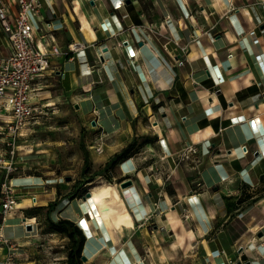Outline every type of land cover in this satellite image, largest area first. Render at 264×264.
<instances>
[{
	"label": "crops",
	"instance_id": "1",
	"mask_svg": "<svg viewBox=\"0 0 264 264\" xmlns=\"http://www.w3.org/2000/svg\"><path fill=\"white\" fill-rule=\"evenodd\" d=\"M41 3L36 35L50 33L41 46L61 51L34 82L37 106L66 100L80 111L98 132L89 146H105L91 151L96 169L137 143L112 176H95L116 199L111 223L85 196L92 187L57 197L37 176L17 175L27 156L18 150L19 201L3 228L20 245L18 264H66V250L32 257L37 216L31 229L23 223L31 205L53 201V220L82 229L85 264H264V0ZM72 41L85 47L72 52ZM9 51L0 29V58ZM192 144L197 154L180 159ZM4 254L0 244V264Z\"/></svg>",
	"mask_w": 264,
	"mask_h": 264
},
{
	"label": "built area",
	"instance_id": "2",
	"mask_svg": "<svg viewBox=\"0 0 264 264\" xmlns=\"http://www.w3.org/2000/svg\"><path fill=\"white\" fill-rule=\"evenodd\" d=\"M41 7V0H0V29L10 47V51L0 58V172L3 175L0 184V244L5 247L1 264H18L20 251L18 242L3 231L8 213L19 201L17 188L11 183L12 174L18 170V140L25 135L27 124L36 115L43 114L47 107L37 106L34 82L49 67V56L61 51L55 43L49 48L41 46L40 39L50 34L43 31L39 37L36 35L33 18ZM46 27H51V23L47 22ZM84 47L85 44L79 41L67 45L72 52ZM95 149L100 153L103 146L98 145ZM178 152L180 159H190L197 154L198 148L192 144L181 147ZM31 199L36 202L37 196L33 195ZM154 205L158 208L157 203ZM23 223L28 224L26 219Z\"/></svg>",
	"mask_w": 264,
	"mask_h": 264
},
{
	"label": "rangeland",
	"instance_id": "3",
	"mask_svg": "<svg viewBox=\"0 0 264 264\" xmlns=\"http://www.w3.org/2000/svg\"><path fill=\"white\" fill-rule=\"evenodd\" d=\"M24 132L25 135L18 140L20 143L18 150L28 152L23 168L16 174L37 176L33 179L44 182L47 186H55L57 197L68 195L67 191L69 190L76 192L77 182L89 180L86 176H91V172L101 170L104 173L102 171L105 168L104 162L97 163L99 169H96L91 151L102 156L105 153V146L103 145V151L100 153L89 146L98 132L83 122L80 111L76 110L72 103L62 100L55 105H48L43 114L36 115L27 124ZM85 149L89 154L88 164H85L84 161ZM66 176H70L71 180H65ZM101 180L96 177L92 181L86 182L83 189L87 191L88 188L97 185ZM29 203H31L30 198ZM33 206L43 205H31V207ZM36 213L39 233L42 236L37 240L35 247L32 245L34 248L31 251L32 257L43 260L47 256L58 255L54 252L55 250H67L68 237L65 233L56 231L50 226L46 210L38 208ZM53 237L56 238V242L52 243L53 247H49L50 244H47L46 239ZM61 238L64 239L61 240ZM60 246H62L61 249Z\"/></svg>",
	"mask_w": 264,
	"mask_h": 264
},
{
	"label": "trees",
	"instance_id": "4",
	"mask_svg": "<svg viewBox=\"0 0 264 264\" xmlns=\"http://www.w3.org/2000/svg\"><path fill=\"white\" fill-rule=\"evenodd\" d=\"M136 140H132L125 147H123L118 153H116L110 160L105 164V168L102 170H95L91 172V176H86L89 180L77 182L75 185V191L69 190L68 195L70 197H75L76 195H82L86 190L83 189V186L86 182L92 181L96 175L100 176H111L113 174V167L124 159H128L134 155L136 152ZM84 161L85 164H88L89 154L88 150H84ZM56 201L49 202L46 206H33L25 210L26 217L37 216L36 210L38 208H44L46 210L47 218L49 219L50 226L56 231L63 232L68 237V246L66 250V264H85L81 258L82 249L85 242V235L82 229L72 220L67 218H59L53 220L51 218V212L54 210Z\"/></svg>",
	"mask_w": 264,
	"mask_h": 264
},
{
	"label": "bare ground",
	"instance_id": "5",
	"mask_svg": "<svg viewBox=\"0 0 264 264\" xmlns=\"http://www.w3.org/2000/svg\"><path fill=\"white\" fill-rule=\"evenodd\" d=\"M52 102H48L47 105H51ZM47 149V147H46ZM28 152V151H27ZM22 153V152H21ZM91 195L93 199L96 201V204L105 218L107 223H111L113 221L112 212L116 210V199L113 195V192L108 184V182H100L95 187L90 189ZM107 196H111L110 200L105 199ZM33 217H26V222H33Z\"/></svg>",
	"mask_w": 264,
	"mask_h": 264
},
{
	"label": "water",
	"instance_id": "6",
	"mask_svg": "<svg viewBox=\"0 0 264 264\" xmlns=\"http://www.w3.org/2000/svg\"><path fill=\"white\" fill-rule=\"evenodd\" d=\"M92 124H95V122L92 121ZM65 180L70 181V180H71V177H70V176H66V177H65ZM131 183H132L131 180H130V179H127V180H123V181H121V182H120V185H121V187H126V186L130 185ZM85 196H86V197H87V196L89 197V196H90V191H87L86 194H85ZM26 227H27V229H31V228H32V225H31V224H27ZM81 258H82V260H84V261L87 259L85 255H82Z\"/></svg>",
	"mask_w": 264,
	"mask_h": 264
}]
</instances>
